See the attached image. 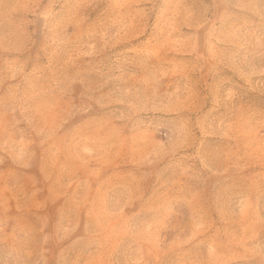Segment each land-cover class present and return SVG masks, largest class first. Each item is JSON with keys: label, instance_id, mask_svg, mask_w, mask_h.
Instances as JSON below:
<instances>
[{"label": "rangeland", "instance_id": "1", "mask_svg": "<svg viewBox=\"0 0 264 264\" xmlns=\"http://www.w3.org/2000/svg\"><path fill=\"white\" fill-rule=\"evenodd\" d=\"M0 264H264V0H0Z\"/></svg>", "mask_w": 264, "mask_h": 264}]
</instances>
